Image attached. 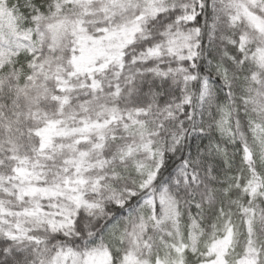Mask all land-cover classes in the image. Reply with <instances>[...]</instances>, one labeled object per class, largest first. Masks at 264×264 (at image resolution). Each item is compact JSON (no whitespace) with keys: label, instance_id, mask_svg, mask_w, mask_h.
Listing matches in <instances>:
<instances>
[{"label":"trees","instance_id":"obj_1","mask_svg":"<svg viewBox=\"0 0 264 264\" xmlns=\"http://www.w3.org/2000/svg\"><path fill=\"white\" fill-rule=\"evenodd\" d=\"M235 3L264 20V0H166L154 14L140 3L3 0L15 32L27 38L0 41V200L11 211L30 209L12 186L22 166L44 179L39 187L82 174L100 188L86 196L90 207H70L64 228L45 224L25 238L0 229V264H77L102 249L109 264H172L175 247H185L181 264H206L210 246L225 239L224 264H264V34L234 18ZM59 24H79L92 40L134 32L120 62L73 77L76 38L49 32ZM186 38L196 45L192 59L182 51ZM225 115L232 144L220 133ZM83 123L100 128L101 140L90 135L94 149L79 143L90 155L71 165L64 147ZM134 128L154 153L150 161L137 150ZM46 139L61 147L52 160L40 158ZM141 160L154 174L146 187ZM149 195L165 200L154 213ZM112 224L124 234L115 250L104 241Z\"/></svg>","mask_w":264,"mask_h":264},{"label":"rangeland","instance_id":"obj_2","mask_svg":"<svg viewBox=\"0 0 264 264\" xmlns=\"http://www.w3.org/2000/svg\"><path fill=\"white\" fill-rule=\"evenodd\" d=\"M92 1H101L106 7H113L115 9H122L124 6L133 7L135 4H143L146 14H154L161 10L162 4L166 0H70V2H82L89 3ZM234 18H242L246 23L256 31L264 34V20L259 19L254 16L242 5V3H235L234 6ZM143 17V16H142ZM13 19L10 12L6 11L3 5V0H0V41L6 44L7 42H12L15 44H22V41L26 40V33L17 34ZM61 32L67 31L76 38L77 54L72 60L73 66V77H86L90 78L92 74L102 72L108 66L115 62L121 61V53L119 48L126 44L129 37L133 34L134 28H121L110 34H105L101 40H92L88 38L84 33L79 24L75 26L72 25H60L52 26L49 28V32ZM17 36L18 40L14 41V37ZM191 39L186 38L183 41L182 51L185 56L192 59L195 56L194 49L196 45L190 42ZM181 46H172L171 48L177 49ZM157 51H153L151 54H156ZM64 83V82H62ZM63 89H69L65 84H63ZM60 87V88H62ZM84 122V121H83ZM134 123V122H133ZM135 124V123H134ZM221 137L228 144L234 142L233 132H231L229 124L227 122V115H225L221 121L220 125ZM81 135L78 139H75L72 146L64 147L69 149L70 158L68 162L71 165H77L85 162L89 157L88 151H79L77 145L79 143H88L91 145L92 149L98 147L97 143L92 142L90 138L91 134L96 135V140H101L100 128L95 129L94 126L86 125L83 123L79 127ZM131 134H136L139 137V147L137 150L142 153L147 161L153 158V152L149 149V143L144 141L145 136H142L140 129L130 130ZM48 135H45L47 138ZM142 143H144L142 145ZM141 146V147H140ZM42 151L46 149L47 153L44 151L41 153L40 158L45 160H52L53 154H60L61 147H56L55 150L50 148V144L46 139L43 143ZM131 151L126 152L125 157H129ZM246 159H250L251 155L246 150ZM145 161L141 160L138 163L136 169L138 175L146 177L144 187H146L154 177L153 173L148 174V168L143 164ZM38 166V163H34L32 169ZM136 171V172H137ZM17 177L12 180V186L17 193V203L20 204L23 201H27L30 209L16 208V210L11 211L5 206V203L0 200V229H3L8 236L11 237H22L28 231L36 229H44V225H48L49 229H61L68 226L71 222V215L73 212L70 210H76L80 207H90L87 195L95 194L99 191L100 181L90 180L83 176L82 174L73 178H65L61 183H52L51 185L45 186L40 184L44 180L42 177L38 178L34 169L27 171L26 167H21L20 170L16 171ZM144 202L146 203V208L154 213L155 204L163 206L165 200L162 195L154 198L149 195ZM20 206V205H18ZM74 206V207H73ZM169 211V210H168ZM167 217L171 215V212L165 213ZM124 234L122 230L115 224H112L106 231L104 236V241L106 245H111L114 250L121 247ZM229 243L228 240H222L219 243H213L210 246L208 254L213 257V260L206 264H224V252L227 249ZM175 258L172 259V264H181V254L185 250V247L174 248ZM77 264H109L108 256L104 249L100 251H95L84 255L83 259H77ZM124 264H135V262L127 259ZM166 264V263H163ZM246 264H253L252 260H248Z\"/></svg>","mask_w":264,"mask_h":264}]
</instances>
